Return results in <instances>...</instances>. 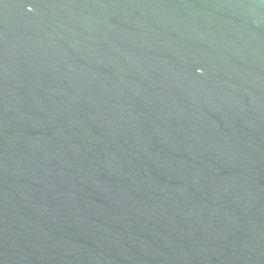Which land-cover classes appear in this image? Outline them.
<instances>
[{"label": "water", "instance_id": "water-1", "mask_svg": "<svg viewBox=\"0 0 264 264\" xmlns=\"http://www.w3.org/2000/svg\"><path fill=\"white\" fill-rule=\"evenodd\" d=\"M0 264H264V0H0Z\"/></svg>", "mask_w": 264, "mask_h": 264}]
</instances>
